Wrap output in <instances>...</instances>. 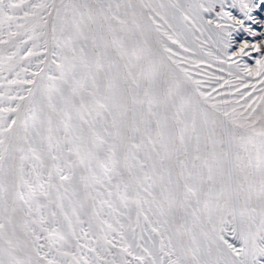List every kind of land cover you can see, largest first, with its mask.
<instances>
[{"label":"snow or ice","instance_id":"obj_1","mask_svg":"<svg viewBox=\"0 0 264 264\" xmlns=\"http://www.w3.org/2000/svg\"><path fill=\"white\" fill-rule=\"evenodd\" d=\"M0 264H264V0H0Z\"/></svg>","mask_w":264,"mask_h":264}]
</instances>
